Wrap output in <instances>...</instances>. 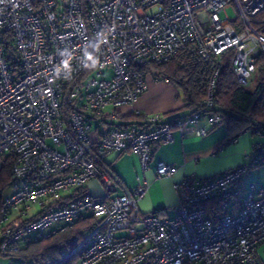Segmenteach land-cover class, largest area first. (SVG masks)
I'll list each match as a JSON object with an SVG mask.
<instances>
[{
    "label": "built area",
    "instance_id": "obj_1",
    "mask_svg": "<svg viewBox=\"0 0 264 264\" xmlns=\"http://www.w3.org/2000/svg\"><path fill=\"white\" fill-rule=\"evenodd\" d=\"M228 51L237 83L248 87L264 67V0H0V167L10 156L13 178L0 203V256L16 253L30 234L47 237L92 215L96 225L61 253H78L77 264H256L264 186L242 181L264 148L251 153L250 165L182 175L173 183V217L141 213L145 181L128 189L105 162L129 151L144 172L174 127L205 136L208 128L197 123L215 103ZM180 53L195 55L211 73L202 107L166 121L119 122L118 108L145 91L148 67ZM207 117L210 127L219 121ZM93 119L109 126L98 139ZM249 129L264 132L258 120ZM155 171L171 177L176 167L158 161ZM91 181L99 195L88 189Z\"/></svg>",
    "mask_w": 264,
    "mask_h": 264
},
{
    "label": "crops",
    "instance_id": "obj_2",
    "mask_svg": "<svg viewBox=\"0 0 264 264\" xmlns=\"http://www.w3.org/2000/svg\"><path fill=\"white\" fill-rule=\"evenodd\" d=\"M146 83L145 91L135 102L118 108L119 122L125 125H143L146 116L158 115L166 121L189 114L179 89L173 83L157 76L156 72L148 73ZM207 118V114L203 115L197 123L198 127L208 128L205 136H198L190 129L181 134L180 130L174 127L172 141L158 143L153 147L149 167L144 172H140L138 158L133 153L125 151L120 154H108L105 162L125 187L133 189L140 180L145 181L146 193L138 203L141 213L157 212L162 217H173L177 203L173 183L182 175L208 177L240 164L250 165L251 153L264 148V134L253 133L250 129L219 147L226 137V127L223 124L210 127ZM91 125L93 139L100 138L109 128L107 122L100 120L93 119ZM158 161L174 165V174L171 177L158 178L155 171ZM249 182L264 186V155L261 164L250 166L244 174L243 185L246 187ZM94 184L98 186L99 192L91 193L99 195L102 190L95 181L89 182L88 189Z\"/></svg>",
    "mask_w": 264,
    "mask_h": 264
},
{
    "label": "trees",
    "instance_id": "obj_3",
    "mask_svg": "<svg viewBox=\"0 0 264 264\" xmlns=\"http://www.w3.org/2000/svg\"><path fill=\"white\" fill-rule=\"evenodd\" d=\"M232 51L223 57L222 68L215 78L213 98L215 103L206 112L208 115L219 117L218 123L211 127L223 124L226 127V137L219 147L236 139L249 129L254 120H258L264 128V67L257 70V79L254 88L240 86L234 76L232 67ZM12 56V54H11ZM156 69V75L166 78L180 91L181 98L189 113L199 109L207 95L211 73L207 66L195 55L180 53L172 60L149 66ZM260 134H264L261 132ZM11 157L3 160L0 167V203L4 189L11 185ZM0 211V227H1ZM96 218L85 215L78 218L70 227L62 232L40 238L29 236L21 244L16 253L2 257L23 260L26 262L47 264H77L79 254L64 256L61 253L70 248L74 241L86 231L96 225ZM258 260H257V263Z\"/></svg>",
    "mask_w": 264,
    "mask_h": 264
},
{
    "label": "rangeland",
    "instance_id": "obj_4",
    "mask_svg": "<svg viewBox=\"0 0 264 264\" xmlns=\"http://www.w3.org/2000/svg\"><path fill=\"white\" fill-rule=\"evenodd\" d=\"M225 12L230 19H234L236 17V10L232 6H229L228 8H226ZM220 15L223 16V12ZM150 72H157V71L155 68L151 67ZM106 75L109 76V73H107ZM256 77H257V73H254L252 82H250V84L248 85L249 89L254 88L255 83H256V79H257ZM247 181H249V180H246V182ZM12 190H13V188L11 185L7 186L2 193V197L9 195L12 192ZM89 190L92 193H98L99 192V188L96 184H94V186L91 185L89 187ZM33 210H34V208H33ZM36 210H38V207L35 208L34 212H36ZM7 217L9 219L16 217V212H11L10 214L7 215ZM1 229L2 228H0V230ZM125 234H126L125 232H121L118 235H125ZM32 235L33 234H30V236H32ZM257 256H258V263L264 264V241H262L257 247ZM9 262H10V258L0 256V264H8Z\"/></svg>",
    "mask_w": 264,
    "mask_h": 264
}]
</instances>
